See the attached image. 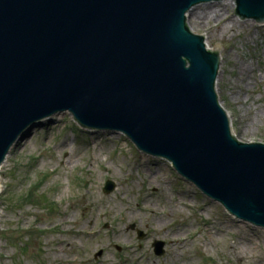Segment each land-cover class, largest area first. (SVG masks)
I'll return each instance as SVG.
<instances>
[{"label":"water","instance_id":"1","mask_svg":"<svg viewBox=\"0 0 264 264\" xmlns=\"http://www.w3.org/2000/svg\"><path fill=\"white\" fill-rule=\"evenodd\" d=\"M224 1L0 0V169L29 130L69 113L83 130L125 135L264 230V144L233 134L216 89L222 46L188 25L196 7ZM230 1L264 25V0Z\"/></svg>","mask_w":264,"mask_h":264},{"label":"rangeland","instance_id":"2","mask_svg":"<svg viewBox=\"0 0 264 264\" xmlns=\"http://www.w3.org/2000/svg\"><path fill=\"white\" fill-rule=\"evenodd\" d=\"M188 25L222 46L216 89L233 134L264 144V26L230 0L196 7ZM0 264H264V230L123 134L82 130L66 113L29 130L0 169Z\"/></svg>","mask_w":264,"mask_h":264},{"label":"bare ground","instance_id":"3","mask_svg":"<svg viewBox=\"0 0 264 264\" xmlns=\"http://www.w3.org/2000/svg\"><path fill=\"white\" fill-rule=\"evenodd\" d=\"M128 215H129V214H128ZM125 220H126V219H125ZM125 220H124V221H125ZM128 222H130L129 219H128ZM82 234H83V235H88V236H91V237H95V236H96V233H93V232H92V233H89V232H83ZM129 248H131V246H129Z\"/></svg>","mask_w":264,"mask_h":264}]
</instances>
